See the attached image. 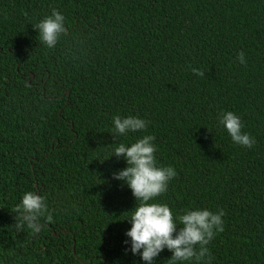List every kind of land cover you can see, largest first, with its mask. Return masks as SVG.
I'll use <instances>...</instances> for the list:
<instances>
[{"label":"trees","instance_id":"obj_1","mask_svg":"<svg viewBox=\"0 0 264 264\" xmlns=\"http://www.w3.org/2000/svg\"><path fill=\"white\" fill-rule=\"evenodd\" d=\"M53 9L66 32L49 49L33 27ZM224 111L252 148L218 125ZM117 115L147 130L113 137ZM146 134L158 166L177 171L155 202L174 218L223 209L211 264H264V0H0V249L11 264H142L124 244L135 200L112 178L126 164L107 156ZM28 191L52 217L38 234L15 227ZM25 232L34 246L22 260Z\"/></svg>","mask_w":264,"mask_h":264},{"label":"clouds","instance_id":"obj_2","mask_svg":"<svg viewBox=\"0 0 264 264\" xmlns=\"http://www.w3.org/2000/svg\"><path fill=\"white\" fill-rule=\"evenodd\" d=\"M33 29L38 33L40 42L52 49L66 32L65 17L53 9ZM237 59L244 64V53L240 52ZM192 72L197 76L204 75L198 68H193ZM217 123L229 134L234 144L253 147L255 140L242 131L243 124L238 115L232 111L221 112L217 116ZM112 124V135L115 137L146 131L149 121L138 116L122 118L117 115L113 117ZM154 140L153 135L146 134L130 144L119 143L107 156L124 160L126 166L113 171L112 178L126 185L135 200V205L126 218L130 227L125 231V250L133 256H139L142 264H156L155 258L165 250L171 253L167 259L169 264H185L193 258L197 262L211 264L207 245L224 230L225 213L223 209L213 212L207 208H194L186 209L183 214L174 218L167 204L155 202L158 196L167 191L169 182L177 176V171L171 165L158 166ZM15 212L18 214L15 225L17 231L26 225L33 234L40 232L41 218H52L44 197L32 191L23 194Z\"/></svg>","mask_w":264,"mask_h":264},{"label":"flooded vegetation","instance_id":"obj_3","mask_svg":"<svg viewBox=\"0 0 264 264\" xmlns=\"http://www.w3.org/2000/svg\"><path fill=\"white\" fill-rule=\"evenodd\" d=\"M19 237L22 238V241L15 246V249H17L16 258L26 260L32 252L34 246V237L30 232L19 234ZM1 241L3 243V235L0 234V242ZM11 259L10 251L1 247L0 264H11ZM13 264H19L17 259L14 260Z\"/></svg>","mask_w":264,"mask_h":264}]
</instances>
